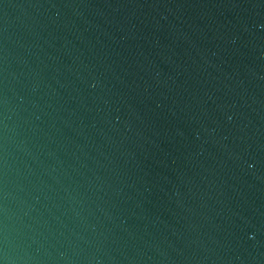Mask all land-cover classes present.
<instances>
[{"label": "water", "instance_id": "obj_1", "mask_svg": "<svg viewBox=\"0 0 264 264\" xmlns=\"http://www.w3.org/2000/svg\"><path fill=\"white\" fill-rule=\"evenodd\" d=\"M0 264H264V0H0Z\"/></svg>", "mask_w": 264, "mask_h": 264}]
</instances>
